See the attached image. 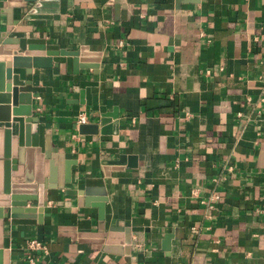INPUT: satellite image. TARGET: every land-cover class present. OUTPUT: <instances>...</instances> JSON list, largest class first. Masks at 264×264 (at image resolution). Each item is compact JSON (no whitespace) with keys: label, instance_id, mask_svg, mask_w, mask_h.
<instances>
[{"label":"crops","instance_id":"crops-1","mask_svg":"<svg viewBox=\"0 0 264 264\" xmlns=\"http://www.w3.org/2000/svg\"><path fill=\"white\" fill-rule=\"evenodd\" d=\"M57 4L34 15L41 24L26 38L81 49L96 66L75 72L67 57L40 68L20 56L28 82L14 85L30 98V132L69 181L47 188L41 211L9 218L2 205L0 260L31 264L33 237L44 248L32 264H264V0ZM4 8L0 0V37ZM2 56L12 66L14 55ZM79 111L95 132H79ZM108 111L116 116L102 125ZM114 162L122 168L105 175ZM213 192L220 198L208 209L200 199ZM100 217L127 226L129 244L77 241L75 229L95 230Z\"/></svg>","mask_w":264,"mask_h":264},{"label":"water","instance_id":"water-1","mask_svg":"<svg viewBox=\"0 0 264 264\" xmlns=\"http://www.w3.org/2000/svg\"><path fill=\"white\" fill-rule=\"evenodd\" d=\"M57 1L5 0L6 8L3 11L5 13L4 31L8 34L6 37H0V253L4 257L5 249L3 248L8 245V241L2 237L3 218L6 217V212H2V205L8 206L9 218L20 214H28L33 210L41 211L46 202L47 188L62 187L64 182L69 181V168L67 166H64V169L61 168L54 155L47 156L44 153L45 144L39 141V130L37 129L34 133L30 132V123L35 121L31 115L30 98L28 93H25L26 97L21 100V90L25 89L21 85L19 87L14 85L19 83L17 80H22L24 72H26L25 70H18L20 62L23 63L22 60H27L21 58V55H33L31 59L33 67L49 68L51 60L57 62L67 61V57H71L73 71L75 72L80 68H94L96 66V64H86L84 62L81 49L76 51L54 49L56 50L54 52L52 51L53 48L45 47L42 43L31 42L26 38L33 25L41 24L33 22L34 15L57 13ZM66 5H70L69 0H66ZM13 8L19 10L14 14V18L12 17ZM21 21L24 24H19ZM16 33L18 35H14ZM11 54L14 55L11 58L12 66L9 64L8 59L2 56ZM5 79H10L12 82L5 83ZM27 82L28 80H22L23 84ZM8 91L10 92L8 93ZM9 102L10 104H8ZM10 111L14 114L11 118ZM115 116L116 112L108 111L100 115L99 122L102 125L106 124ZM9 120L15 122L16 131L14 133H11ZM95 125V123H80L78 130L79 132H85V129L90 127L91 130L88 131L95 132ZM45 157L49 159L45 160ZM54 159L56 161L55 165ZM121 168L122 165L117 162L102 167L105 175L111 169ZM76 190L72 189V192L89 194L86 188ZM91 199L99 200L96 205L100 207L101 201L105 200V195L100 192ZM30 200H35V206L26 205ZM99 219L95 230L75 229L78 238H73L91 244L99 243L98 247L102 243H123L125 246L129 244L130 231L127 226H108L103 218L100 217ZM10 222H13L12 219H10ZM0 264H7L5 258L0 260Z\"/></svg>","mask_w":264,"mask_h":264},{"label":"built area","instance_id":"built-area-1","mask_svg":"<svg viewBox=\"0 0 264 264\" xmlns=\"http://www.w3.org/2000/svg\"><path fill=\"white\" fill-rule=\"evenodd\" d=\"M199 35L202 36L201 33ZM75 118H76L77 123H84L87 121V117L84 111L77 112ZM219 198H220L219 194L216 192H213L208 197L200 199V202L203 203L205 207L209 209L213 207L215 201H217ZM263 210H264V207H263ZM25 242H26V247L30 251V253L26 257V260L32 264L34 263V259L31 256L32 255L31 253L38 249L43 250L44 246H43V243L39 239L33 238V237L28 238Z\"/></svg>","mask_w":264,"mask_h":264}]
</instances>
